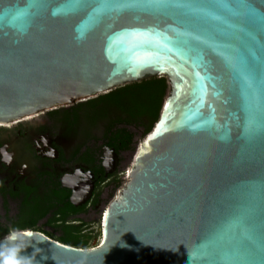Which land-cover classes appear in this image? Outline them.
<instances>
[{
    "label": "water",
    "instance_id": "obj_1",
    "mask_svg": "<svg viewBox=\"0 0 264 264\" xmlns=\"http://www.w3.org/2000/svg\"><path fill=\"white\" fill-rule=\"evenodd\" d=\"M152 78L100 244L17 232L32 264H264V0H0V124Z\"/></svg>",
    "mask_w": 264,
    "mask_h": 264
},
{
    "label": "flooded vegetation",
    "instance_id": "obj_2",
    "mask_svg": "<svg viewBox=\"0 0 264 264\" xmlns=\"http://www.w3.org/2000/svg\"><path fill=\"white\" fill-rule=\"evenodd\" d=\"M121 105L102 101L90 106L87 101L0 124V240L13 230L54 238H60L65 225L92 231L88 219L101 214L104 196L124 184V158L131 151L108 138L145 128L143 119ZM134 141L135 135L131 149ZM86 195L85 203L72 204Z\"/></svg>",
    "mask_w": 264,
    "mask_h": 264
},
{
    "label": "trees",
    "instance_id": "obj_3",
    "mask_svg": "<svg viewBox=\"0 0 264 264\" xmlns=\"http://www.w3.org/2000/svg\"><path fill=\"white\" fill-rule=\"evenodd\" d=\"M166 91L167 84L165 79L152 78L140 83L126 85L107 95L89 100L88 105L92 106L102 101H108L115 105H123L124 103V105L126 104L128 106L121 105L122 109H125L127 114H130L133 117L136 115L143 119L142 126L145 127L144 130L146 134H148L159 119ZM133 138V134L124 130L112 133L108 139L115 145L122 142L124 144V150L128 151L131 150L130 144L132 143ZM117 186V188H119L121 184ZM68 210H72V208L68 206ZM60 231V238H54L48 234H45V236L60 244L76 249L91 248L93 241L98 237L94 232L84 233L82 225H65L60 227Z\"/></svg>",
    "mask_w": 264,
    "mask_h": 264
},
{
    "label": "rangeland",
    "instance_id": "obj_4",
    "mask_svg": "<svg viewBox=\"0 0 264 264\" xmlns=\"http://www.w3.org/2000/svg\"><path fill=\"white\" fill-rule=\"evenodd\" d=\"M167 84V82H166ZM168 85H167V91L163 100V104L168 96ZM163 106V105H162ZM131 132L135 135V141H134V145L132 146V149L130 151V153L128 154V156L126 158H124V163H123V167H125V173H127V169L129 168V166L132 163V157L130 159V156H133L135 154V152L137 151L140 141L145 138L146 136V132L143 131H134L131 130ZM125 179V178H124ZM117 191H115L114 193H110L109 192V197L104 196L105 198V206L107 207L108 204L112 201V199L114 198L115 194ZM107 198V199H106ZM106 208H104L105 211ZM104 211L100 214V211H98L94 216H92L91 218L88 219V223L92 224V231L90 232H94L95 234H97V239L95 241H93L92 246H96L99 245L101 240H102V233H101V229H102V219H103V215H104Z\"/></svg>",
    "mask_w": 264,
    "mask_h": 264
},
{
    "label": "clouds",
    "instance_id": "obj_5",
    "mask_svg": "<svg viewBox=\"0 0 264 264\" xmlns=\"http://www.w3.org/2000/svg\"><path fill=\"white\" fill-rule=\"evenodd\" d=\"M7 239L10 243L0 244V264H32L29 257L21 254V246L15 243L18 239L16 230H13Z\"/></svg>",
    "mask_w": 264,
    "mask_h": 264
},
{
    "label": "snow or ice",
    "instance_id": "obj_6",
    "mask_svg": "<svg viewBox=\"0 0 264 264\" xmlns=\"http://www.w3.org/2000/svg\"><path fill=\"white\" fill-rule=\"evenodd\" d=\"M27 235H31V233H28Z\"/></svg>",
    "mask_w": 264,
    "mask_h": 264
},
{
    "label": "bare ground",
    "instance_id": "obj_7",
    "mask_svg": "<svg viewBox=\"0 0 264 264\" xmlns=\"http://www.w3.org/2000/svg\"><path fill=\"white\" fill-rule=\"evenodd\" d=\"M1 125H5V124H1Z\"/></svg>",
    "mask_w": 264,
    "mask_h": 264
}]
</instances>
